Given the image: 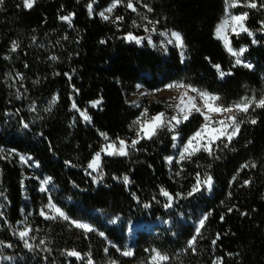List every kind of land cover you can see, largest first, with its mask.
<instances>
[{"label": "trees", "instance_id": "trees-1", "mask_svg": "<svg viewBox=\"0 0 264 264\" xmlns=\"http://www.w3.org/2000/svg\"><path fill=\"white\" fill-rule=\"evenodd\" d=\"M89 2L35 0L31 8H25L23 0H4L0 4V148L6 150L4 155L7 150H17L8 159L0 158V191L7 197H0V211L5 214L0 218V241L5 242L0 244V255L12 257L1 259L0 264H51L53 260L56 264H87L83 254L89 251L94 264H107L109 259L119 264H140L151 255L145 249L153 247L170 256L164 264H213L216 257L222 258L219 264H264V110L252 113L259 117L256 125L243 124L228 148L221 145L215 151L219 159L198 152L191 161L182 162L180 176L175 175L180 170L175 159L171 164L164 160L168 155L178 156L166 129L152 140H141L139 151L128 157L101 155L105 175L100 180L93 182L92 176L97 172L85 171L92 154L106 143L100 133H107L109 139H129L135 136L129 124L144 108L149 115L159 111L172 114L168 105L173 103L164 98L135 101L137 84L153 90L183 80L218 93L224 104L251 95L253 90L258 97L264 90V33L256 29L260 27L258 21L264 19V10L241 6L237 10L249 12L245 23L259 43L252 44L253 37L243 32L230 37L235 47L248 45L244 55L254 65L250 70L242 65L233 67L234 58L214 35L224 14V0H141L136 4L140 14L160 21L158 29L183 34L188 46L183 58L175 45H167L168 51H163L159 31L152 33L156 47L146 40L140 45L126 41L128 32L145 35L143 27L132 25L133 20L140 25L147 21L123 4L104 21L98 13L111 0H91V16L86 7ZM143 3H148L153 12L148 13ZM70 12L75 13L71 27L59 19ZM116 16L124 17L118 22L119 28L111 22ZM13 40L19 47L10 52ZM52 56L57 59H50ZM214 64H220L226 72L232 68V74L220 78ZM64 73H69L70 78ZM53 97L56 100L50 103ZM73 100L92 118L91 123L71 108ZM94 100L100 103L90 106ZM21 120L29 127L24 128ZM202 122L203 117L193 114L179 125L181 136L186 140ZM41 132L43 136L38 135ZM176 143L183 141L178 138ZM21 154L30 155L39 167L31 161L21 162ZM251 161L257 162L255 169H241L242 164ZM196 172L201 173V179L204 172L213 176L211 194L202 189L193 197H177L173 207L165 209L167 198L160 193V187L173 195L187 193L195 183ZM124 174L131 181L127 186L122 179ZM233 175L237 179L230 185ZM45 176L53 180L49 191L41 192L36 177ZM249 177L250 186H244L243 181ZM133 192L138 201L133 199ZM49 194L71 217L93 224L97 231L85 234L68 222L41 217L40 208L47 203ZM233 204L237 207L227 212ZM241 211L249 214L241 216ZM206 212L211 214L193 252L186 241ZM17 221L31 227L29 236L36 237L29 240L33 251L24 248L23 241L14 234L23 227ZM137 224H142L141 229L133 231ZM99 231L105 236H99ZM217 233L220 239L213 245L211 241ZM41 239H45V244L36 248ZM8 242L13 247H7ZM46 247L52 249L51 253L44 251ZM105 247L108 253L103 251ZM125 247L132 249V256L122 255ZM72 249L81 252L82 258L61 254Z\"/></svg>", "mask_w": 264, "mask_h": 264}, {"label": "snow or ice", "instance_id": "snow-or-ice-1", "mask_svg": "<svg viewBox=\"0 0 264 264\" xmlns=\"http://www.w3.org/2000/svg\"><path fill=\"white\" fill-rule=\"evenodd\" d=\"M3 2L4 0H0V4H3ZM34 3L35 0H23V6L25 8H31ZM139 3H141V0H136L135 4L133 0H126V2L125 0H111V3L104 10L100 11L98 15L104 21H108L114 9L118 5L123 4L126 9H129L134 13H138L141 20L147 21V23L140 25L137 24L135 20H133L132 25L134 27H143L145 35L139 36L134 35L132 32H128L124 37L126 41L135 42L137 45H140L144 40H146L148 45L156 47V44L154 43L152 38V33H156L157 31H159V35L161 37H165V39L160 41V44L163 46V51H168L167 45H175V47L180 50L179 54L181 58H183L185 56V50L188 47L183 34L177 30L158 29L157 25L160 23V21L149 19L146 13L140 14L136 6V4ZM224 5L225 15L220 20V22L217 23L214 30V35L223 41V45L228 53L235 58V64L233 65V67L242 65L251 70L254 68L253 63L246 62L245 60L241 59L242 54H244L248 50V45H241L238 49L232 47L229 40V31H231V33H235L236 35H239L241 32L247 33L249 37H253V39L251 40L252 44H257L259 43V41L254 38L255 32L250 29L245 23L249 16V12L241 11L234 14L231 12V9L236 8L239 5L241 7L257 11L264 10V0H224ZM86 7L89 11V15L91 16L93 13V4L91 0L86 5ZM143 8L147 9L148 13L153 12V8L148 3H143ZM74 15V12H70L66 15H60L59 19L61 21L68 22L69 26L71 27L72 17ZM123 20V16H116L115 19L111 22L115 24L117 28H119L120 24L118 22H122ZM258 24L260 25V27L256 29V31L264 33V19L259 20ZM149 25L151 27H149ZM64 38L67 39V36H65ZM32 39L35 40L36 38L33 37ZM103 42L104 41H101V43ZM18 47L19 44L17 41H11L10 52H15ZM5 58L7 59L9 57L6 56ZM50 59L56 60L57 57L52 56L50 57ZM27 66L28 65L25 64V67ZM213 67L217 70L220 78H224L227 75L232 74V68H229L226 72L224 70H221L220 64H214ZM16 75L22 76L23 74L17 73ZM64 75L70 78L69 73H64ZM136 87L140 88L141 85L137 84ZM164 87L166 89H182L178 97V102L176 104L168 105V107L173 110L171 115H169L165 111L149 115L148 109L144 108L142 111H140V114L129 124V128L135 130L134 137L129 139L116 137L115 140L109 141L107 133H100V135L104 137L107 143L102 145L100 150L92 154L91 159L87 164V168L85 169V171L91 169L92 171L97 172V175L95 176H92V172H88V175L92 176L93 182L100 180L105 175L101 164L102 153H104L106 156L128 157L131 155V152L139 151L137 145L141 140H152L157 137L159 131L164 129L171 133L173 141L172 147L175 148L178 152L177 157L174 158L172 155H168L164 157V160L171 164L175 159V164L180 166V170H178L175 175L180 176L181 172L183 171L182 162L191 161L193 156L198 152L203 151L204 153H207L208 156L213 157L214 159H219L220 157L215 155V151L219 149L221 145H223L224 148H228L233 140L239 135L241 126L243 124L248 123L251 125H256L258 123L259 117L253 115L252 113H254L256 109L264 110V90L261 91V94L258 97L255 95V90H253L251 95L246 94L244 96H241L236 101L224 104L222 102L221 96L218 93H214L207 89L198 88L191 83H185L183 80L173 81L169 84L164 85ZM75 91L78 92L79 90L75 89ZM154 91H160V89H155ZM141 95H144V93H141ZM16 98H20L19 91L17 92ZM55 100L56 97H53V100L50 101V103L54 102ZM89 103L95 106L100 103V100L90 101ZM132 103L134 106L138 107V105H135V102ZM71 108L79 111L81 117L85 121L91 123L92 118L87 114L85 110L79 109L74 100L71 104ZM17 111H19V109H17ZM45 111H50V109H45ZM193 114H199L201 117H203V122L185 140L183 136H181L179 125H181L185 121H188L189 118L193 116ZM213 114H215V116L219 118H214ZM242 116L243 118H241ZM21 123L24 128L29 127V125L23 120H21ZM38 135L43 136L44 134L43 132H41ZM178 138L183 141V143L180 145L176 143ZM248 143H251V141H248ZM234 150L235 149H233V151ZM5 151V149L0 148V158L8 159L17 152V150L13 148L11 150H7V155H4ZM19 160L27 164L32 160V157L27 154H21L19 155ZM65 163L70 164L71 162L65 161ZM35 164L37 167H39L38 161L35 162ZM257 166L258 164L256 161H251L250 163L245 162L240 167L241 169L249 167L255 169ZM208 167L211 168V165H208ZM239 170L240 169H238L237 172H239ZM113 178L120 179V177L116 176H114ZM36 179L39 180L40 191L48 192L49 190L45 186L48 185L49 182L53 180V178L51 176H45L43 179H41L40 177H36ZM122 179L125 186L131 183L130 178L127 174H124ZM236 179L237 175H233L231 180L229 181V184L231 185L232 181H235ZM251 181L252 177H249V179L243 181V185L250 186ZM213 188L214 178L209 172L203 173V179H201V173L196 172L195 183L191 185L190 190L187 191V193L177 192L173 195L163 186L160 187V193L167 198V202L163 205L164 208L169 209L173 207V201L177 197H193L195 194L201 193L202 189L211 192ZM131 195L133 199H136L137 201L139 200V197L136 195V193L133 192L131 193ZM231 195L232 193L229 192L228 196L231 197ZM0 197H4V199H7L3 191H0ZM153 199H155V197H153ZM221 203L223 204V201H221ZM144 206L148 207L147 204H145ZM0 207H2V205H0ZM236 207L237 206L233 204L231 207L227 208V212H232ZM21 211L23 212L24 210L21 209ZM210 214V212H206L201 216V218L198 219L194 228V234L191 235L186 241L187 248L192 249L193 252L196 251V241L198 237L202 238L201 230L205 226V222ZM248 214L249 213H247L246 211L240 212L241 216H245ZM4 215V212L0 211V218H4ZM39 215L45 220H62L68 222L70 227L74 226L77 229H83L85 231V234L97 231L93 224L85 222L84 220L79 218L71 217L67 212L63 210L62 207L54 202L51 194L48 195L47 203L40 208ZM220 219H224L223 214L221 215ZM4 223L8 224L7 219H4ZM17 223H22L23 227L16 230L14 234L18 235L20 240L23 241L24 248L33 251L34 245L32 243H29V240H35L36 237L29 236V233L32 231L31 227L23 221H17ZM98 234L101 237L105 236V233L103 231H99ZM219 239L220 234L217 233L216 237L211 241V243L215 245L217 244V241ZM4 243V241H0V244ZM109 243H111V241H109ZM44 244L45 239H41L39 241V244L35 247L39 248L40 245ZM112 246L116 247L117 251H121V249L116 245L113 244ZM7 247H13L12 243L8 242ZM44 251L51 253L52 249L46 247ZM103 251L105 253H108V247H105ZM145 251L150 252L151 255L149 256L147 262L141 261L140 264H164V262L170 260V256L167 253L162 252L154 247L151 249H145ZM61 254L67 255L69 257H75L77 259L82 258L81 252L75 249L63 250ZM122 255L126 257L132 256L133 251L131 248L125 247L122 251ZM227 255L232 256L233 253H228ZM83 256L87 257V264H94L91 251L84 253ZM0 259L11 260L12 257L0 256ZM221 259V257H216L213 260V264H219ZM44 260L47 261V257H44ZM51 264H56V261L53 260ZM107 264H119V262L109 259Z\"/></svg>", "mask_w": 264, "mask_h": 264}, {"label": "rangeland", "instance_id": "rangeland-1", "mask_svg": "<svg viewBox=\"0 0 264 264\" xmlns=\"http://www.w3.org/2000/svg\"><path fill=\"white\" fill-rule=\"evenodd\" d=\"M238 8H239V5L236 7V8H232L231 9V12L232 13H239L237 10H238ZM93 9H94V7H93ZM107 14V13H106ZM224 15H225V12H224V14L222 15L223 17H224ZM222 17V18H223ZM221 18V19H222ZM220 22V21H219ZM231 34H233V33H231V31H229V40H230V43H231V45H232V42H231ZM143 36V35H142ZM162 39H165V37H163ZM219 39V38H218ZM220 40V39H219ZM161 41V40H160ZM221 41V43H222V45H223V41L222 40H220ZM223 47H224V45H223ZM232 47H234V48H236V49H238L239 47H235V46H233L232 45ZM226 49V48H225ZM227 51V50H226ZM227 53H228V51H227ZM229 54V53H228ZM231 55V54H230ZM233 57V56H232ZM234 58V57H233ZM241 59H243V60H245L246 62H251V61H249V59L247 58V57H245V55L244 54H242V57H241ZM234 61H235V58H234ZM156 89H160V91H154L155 89H153V90H148V89H146V88H144L142 85H141V87L140 88H138V91H137V93L134 95L135 96V101H138V100H140V99H142V98H144V97H148V98H151V99H160V98H164V99H166L167 101H171L173 104H176L177 102H178V97H179V95H180V92L182 91V89H176V88H172V89H166L165 87H163V88H156ZM141 93H144V95H141ZM190 94H192V93H190ZM90 106H93L92 104H90ZM159 112H161V111H159ZM155 113H158V112H155ZM154 113V114H155ZM153 115V114H152ZM214 115V118H219V117H217V116H215V114H213ZM123 139H126V138H123ZM112 140H115V139H109V141H112ZM106 142V141H105ZM107 143V142H106ZM117 144H118V142H117ZM101 155H105L104 153H102ZM31 162L32 163H34L35 164V160H31ZM46 188H48L49 187V184L48 185H46L45 186ZM212 192V191H211ZM211 192H209V191H207L206 190V193L209 195V194H211ZM134 227V229H133V231H135L137 228H140L141 229V227H142V224H137V225H135V226H133ZM133 234V233H132ZM130 245H132V242H131V244ZM1 256V255H0ZM5 256H8V255H5ZM1 260V259H0ZM3 260H5V259H3ZM148 261V260H147Z\"/></svg>", "mask_w": 264, "mask_h": 264}]
</instances>
